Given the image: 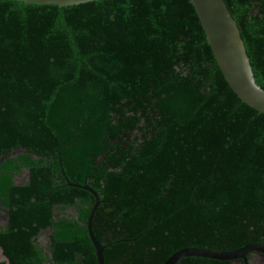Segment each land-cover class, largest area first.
<instances>
[{"label": "trees", "instance_id": "trees-1", "mask_svg": "<svg viewBox=\"0 0 264 264\" xmlns=\"http://www.w3.org/2000/svg\"><path fill=\"white\" fill-rule=\"evenodd\" d=\"M222 2L264 90V0ZM83 188L104 264L264 246V113L188 0H0V264H97Z\"/></svg>", "mask_w": 264, "mask_h": 264}, {"label": "water", "instance_id": "water-1", "mask_svg": "<svg viewBox=\"0 0 264 264\" xmlns=\"http://www.w3.org/2000/svg\"><path fill=\"white\" fill-rule=\"evenodd\" d=\"M38 5H55L58 7L73 6L96 0H14ZM202 30L205 41L214 61L222 72L229 88L238 98L255 109L264 113V90L256 84L250 58L246 53L240 31L232 20L222 0H188ZM86 189L94 202L86 219V233L95 251L96 263L104 264V246L100 245L91 232V219L98 205L94 192ZM260 254L264 257V246L256 243L245 245L227 252H215L207 249L185 248L173 253L163 264H176L187 257L206 258L217 261L239 262L247 264V256Z\"/></svg>", "mask_w": 264, "mask_h": 264}, {"label": "rangeland", "instance_id": "rangeland-1", "mask_svg": "<svg viewBox=\"0 0 264 264\" xmlns=\"http://www.w3.org/2000/svg\"><path fill=\"white\" fill-rule=\"evenodd\" d=\"M27 180V173L24 171L21 176L14 178V184L21 185L23 182ZM5 216L2 215L0 217V226L4 224ZM39 242L42 245H46L48 243V230H45L41 233L38 238ZM232 264H240L239 262H233ZM248 264H264V257L260 254H252L251 260Z\"/></svg>", "mask_w": 264, "mask_h": 264}, {"label": "flooded vegetation", "instance_id": "flooded-vegetation-1", "mask_svg": "<svg viewBox=\"0 0 264 264\" xmlns=\"http://www.w3.org/2000/svg\"><path fill=\"white\" fill-rule=\"evenodd\" d=\"M252 255V254H251Z\"/></svg>", "mask_w": 264, "mask_h": 264}]
</instances>
